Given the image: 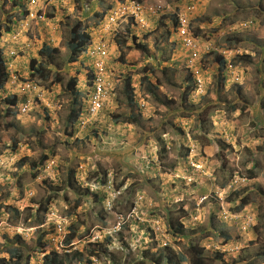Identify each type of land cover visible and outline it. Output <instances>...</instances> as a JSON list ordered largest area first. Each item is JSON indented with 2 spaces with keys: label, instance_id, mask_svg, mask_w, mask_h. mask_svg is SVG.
Listing matches in <instances>:
<instances>
[{
  "label": "rangeland",
  "instance_id": "rangeland-1",
  "mask_svg": "<svg viewBox=\"0 0 264 264\" xmlns=\"http://www.w3.org/2000/svg\"><path fill=\"white\" fill-rule=\"evenodd\" d=\"M186 1L150 0L162 6L163 14L151 19L150 30L145 35L142 31L136 35L145 37L152 55L146 56L141 51L131 49L132 41L124 40L128 38L124 33L119 38L124 41L123 46L114 41L117 48H114L112 57L118 54L117 51L126 52L133 64L132 68L136 69L137 78L144 66L156 65L163 60L158 68L157 96H146L145 106L141 110L139 104L132 107L131 113L139 115L131 126L124 123L128 119H122L121 112L128 109V104L118 98L110 104L115 112L109 114L105 123L101 122L107 129L105 134L98 136L91 132L86 136L80 132L76 140L69 136V142L64 143L65 120L69 112L68 95L57 100L60 107L50 105L53 118L49 116L48 120H38L35 112L14 115L15 109L6 107L3 94L0 93V264H3L1 259L7 261V249L17 243L15 234L22 238L19 239L24 246L25 256L33 255L40 246L38 241L43 242L46 235H52L53 222L67 211L61 205L64 199L60 198L61 193H57L59 189L56 184H64L62 182L69 179L79 165H82V171L78 180H91L92 171L104 173L106 169L116 175L114 180H110L114 185L124 179L123 190L114 199L115 212L118 216H128L134 207L140 210L137 217L141 218L143 226L139 227L134 221L127 220L121 232L114 235L121 236V240L113 245L108 243L110 252L103 254L104 242L96 246L88 244L96 243V235L90 229L95 225H103L97 217L100 216L98 211L103 210L100 206L89 210L90 205L87 208V203L83 201V211L78 213L74 223L77 235L72 241V256L69 257L73 263L78 260L73 255L75 250L81 252L83 261L90 251L94 253L96 250L98 258H91L94 264H157L158 254H164V251L174 255L184 253L189 242L198 244L208 253L220 254L221 257L216 256L217 259L209 264H238L236 261L241 258H250L251 254L257 252L264 253V113L257 106L258 101L264 102V0L200 1L199 12L194 14L196 16L191 20V27L200 42L201 53L211 46V51L203 54V60L212 84L196 100L190 96L186 98L189 86L181 84L187 72L182 66L183 56L177 44L170 40L172 37L160 43L161 36H165L164 22L168 18L172 19L173 13L182 8ZM8 12L0 5V22L6 19ZM245 20H252L253 27L242 29L236 35L225 33H228L226 29L230 24ZM89 23H93L91 19ZM58 34L59 31L55 33L56 38ZM32 35L23 38L34 43L30 47L31 55L35 54L36 47L42 42L41 38ZM67 38L68 32L65 31L60 39H54L51 44L62 49ZM221 47H240L249 53L247 60L243 56L241 61H238L239 57L234 61L238 68L235 74L238 79L234 76L224 80L220 74L217 76L216 63L218 65L219 59L216 58V51ZM27 57L24 56L25 65L20 63L16 66L20 78L25 75ZM62 58L63 53L58 57V72L60 78L64 77L66 81L72 72L71 69L66 72ZM55 79L52 75L46 82L51 83L53 95L59 91L55 87ZM65 81H61L60 85L65 86ZM110 124H114V127H110ZM122 126H125L124 138L120 137L118 131ZM36 128L38 131L32 135ZM108 128L114 129L113 132L108 133ZM121 139L125 142L120 151L114 146ZM18 141L20 145L8 149V144ZM193 143L196 154L192 159L186 156V152L187 145ZM42 153H52L50 159L54 160L53 170L49 169V173L46 172V164V167L33 164L40 162ZM194 160L203 162L201 170L210 167L213 179L203 181L202 171L198 172L192 166ZM142 167L148 168L140 173L138 168ZM234 175L250 178L246 179V186L239 187L245 189L239 194H218L217 186L227 183ZM252 176H257V179H251ZM75 186L78 187L76 182ZM186 190L189 195H182V202L189 207V212L184 215V236L180 237L174 235L175 232L172 234L170 226L174 224L170 221L181 211L168 212L167 216H163L160 210L166 206L164 200L169 194L180 198ZM65 194L70 197L73 190L68 189ZM201 194H207L208 198L197 205L192 197H198L199 200ZM241 195L251 201V211L256 214L255 225L246 229L240 228V218L235 216V213L244 210L235 208ZM48 196L50 198L47 200ZM52 211L55 215H52ZM151 216L158 218L152 221V218L149 219ZM149 221L150 224L159 221L162 231L168 227L171 235L164 237L169 242L167 246L158 243L159 239L155 241L144 229ZM84 230L89 231L85 233ZM218 230L225 231L232 239L224 242L217 235ZM52 247L56 249L53 244ZM258 261L264 264L263 258ZM30 262L41 263L36 257Z\"/></svg>",
  "mask_w": 264,
  "mask_h": 264
},
{
  "label": "clouds",
  "instance_id": "clouds-1",
  "mask_svg": "<svg viewBox=\"0 0 264 264\" xmlns=\"http://www.w3.org/2000/svg\"><path fill=\"white\" fill-rule=\"evenodd\" d=\"M105 1L106 0H0V5L9 10L6 19L0 22V26L12 27L11 32H3L2 36H0V46L4 47L3 54L6 58V64L11 71L8 81L0 87V93L3 94L2 99L6 104V107L15 109L13 110L14 115H28L35 112L38 116V120H48L49 116L53 118L51 112L52 109L49 108L50 105L60 107L61 104H58L57 100L64 95H68L69 112L67 117L71 111L74 113L78 111V117L73 122H69V124L66 125V128L64 129L65 136L69 137L66 132L73 130L77 124L81 130L76 133V136H78V133L83 132L82 130L85 125L90 126L91 129L96 131V134L100 136L107 132V129L103 127L102 123H105L106 120H108L110 117L109 114L115 112L110 107L112 102H115L118 98H122L128 104V109H123L121 112L123 113L122 119H128L124 123L131 126L134 124L137 115H139H133L131 113L132 107H136V105L139 104L141 110L142 107L145 106L146 96H157L159 87L158 68L163 60L158 61L156 65L144 66L139 73L141 75L137 78L135 75L136 69L132 68L133 64L130 63L126 52L117 51L118 54L115 57H112V52L114 48H117V44L119 46L124 45V41L119 39L120 35L124 33L128 36V38L125 37L124 40L130 39L132 41L130 46L131 49L141 51L146 56L152 55L150 54V47L146 43L145 37L139 38L136 34H138V31H142L143 35H145V33L150 30L149 23L151 22V19L157 16V14H163L162 6L157 3L153 4L150 0H108L106 3ZM200 1L201 0H187L182 8L180 7L178 11L173 13L172 19L168 18L167 21L164 22L166 26L165 36H161L162 40L160 42L163 44L165 39L167 41L172 37L170 40L172 42L175 41V44H177V47L183 56L181 58L182 66L185 67L187 72L181 80V84L189 86V91L186 92V98L190 96V98L194 100L200 98L201 93L205 92V90H207L212 84V80L208 77L207 68L205 67V62L203 60V54L211 51V46H207V51L201 53L200 42L197 36L194 35L191 27V20L196 16L194 14L199 12ZM104 4L106 5L104 6ZM90 19L93 22L91 24L89 23ZM253 25L252 20L239 21L232 23V25L230 24V26L228 25L229 27L226 29L228 33L224 32L229 35H231L230 33L236 35L242 29L251 28ZM219 26L220 25H218V27ZM81 28L88 31L91 38L88 44L84 46L83 50L80 51L75 61L69 62L67 42L71 32ZM57 31H59L58 38L55 37ZM65 31L68 32V38L65 40V45L61 47L62 49H59L57 45L51 44L54 39H60L62 33ZM27 32H30L33 34L32 36L39 37L42 40L41 45L36 47L35 54H33L32 57L38 58V50L43 43L59 49V52L53 54L54 58L52 57L50 60L46 55V61L48 64L47 69L49 70V77L47 79H42L38 76H30L31 70L29 69L28 57L32 50L30 47H33L34 43L23 40L24 37H29L31 35L27 34ZM114 41H116V45ZM157 46H159V44ZM33 50H35V48ZM62 53V61L65 62L66 72H68L69 69H71L72 72L66 81L64 77L60 78L58 72L60 68L58 57H60ZM244 54L249 55L248 52L242 51L240 47L230 49L221 47L218 49L216 51V58L219 59L218 65L216 63V69L218 72L217 76L220 74L224 80L226 78L232 79L234 76L238 79V76L235 75L238 72V68L234 61L235 59H238L237 57H239L238 61H241L243 56H247ZM25 55H28V64L27 66H24L26 68L24 70L25 75L20 78L15 70L17 64L22 63L25 65ZM19 57H21V59H18ZM15 59L18 60L14 62ZM52 75H54L55 78L59 77V80H54L55 87L59 89V91L55 90V95H53L51 83H46ZM61 81H65V86L60 85ZM71 82H74L72 84V90L69 87ZM75 90H77L76 98L74 93ZM13 94L16 95L18 101L15 104H10L7 102V97H11ZM254 103L255 102L251 105ZM263 105V101L260 100L257 102V106L259 110H262V113H264ZM110 127L113 128L114 124H110ZM112 128H108V133L113 132L114 129L112 130ZM123 128H125V126L118 128V131L121 133V138L126 137V132ZM37 131L38 128H36V131L31 134L34 135ZM208 133L210 134V131H208ZM124 142L125 141L121 139L118 142V145L114 147L121 151V146ZM18 145H20V141L10 143L8 144V149L11 150ZM51 154L52 153L49 154V157L44 164H39L38 162L37 165V167L47 166V173H49V169L53 170L52 166L54 160L50 159ZM194 154H196L195 144L187 145L186 156H191L193 159ZM192 166L196 168L198 172L202 171L203 181L205 179H213L210 167H206V170H201L203 167L202 161L194 160ZM146 168L142 167L138 169L140 170V173H143ZM81 171L82 165H79V167L74 169L71 174L72 183L75 185L76 182L78 185V187L74 186L76 189L75 191H85V194H79L80 196H86L80 200L79 204H73L75 202L73 200L74 197L71 198L70 196L66 199L65 196H63L66 195V190L71 189V186L67 184V178L65 179L66 186L63 184H56L60 187L57 193H61L60 198L64 199L63 204L61 205L67 208V211L65 214H60L56 219L62 223V232L64 230L62 241H53L55 236L62 234V232L60 233L57 229V221L53 222L52 230L54 231L53 233L51 232L52 235H46V237H44L45 241L42 243H44V245H49L48 251L55 250L58 253H70L73 246L72 241L75 237L68 245L65 244V240L69 237L70 225L74 226L76 216L83 211L81 210L83 201L87 203V208L90 205L88 208L89 210H95L100 206L105 213H107L106 210H110V202L114 201L115 197H118L123 190L124 179L114 185L110 180H114L116 175H114L113 171L109 169H106V172L104 173H100L97 170L92 171L93 178L91 180L87 179V181L77 179ZM256 177L257 176H252L251 179H257ZM174 178L182 177L174 176ZM247 178L249 177L238 178L234 175L227 183L218 185L216 191L221 195H230L233 193L239 194L241 190L245 189L239 187L247 185ZM194 184L196 183L194 182ZM101 188L103 189L104 197L96 199L95 193ZM192 189L195 190V186H193ZM178 195L180 194H177V196ZM182 195L185 197L186 195H189V193L186 190L184 194L180 195V198H174L173 194H169V197L165 196L166 198L164 202L166 203V206L160 211L163 216H167L168 212L173 213L174 211L178 212L183 209V212L176 213L174 219L178 218L179 222H181L180 224L184 226L183 220L189 212V207L182 202L184 199ZM201 195L202 197L199 198V200L198 197H192L197 205L208 198L207 194ZM238 198L239 200L236 203L235 208L238 210L239 205H242L239 209L241 210L244 208L243 211L245 212L242 211L240 213H235V216L240 218V228L246 229L248 226L255 225L256 214L251 211L252 205L250 200H247V202L243 204L242 201H244L245 195H241ZM248 205H250V207L247 208ZM255 207L257 208L258 206L255 205ZM139 212L140 210H135V208L132 207L131 213H129L128 216L119 215L117 221H121L120 228L124 227L127 220H131L132 223L134 221L139 227H142L141 218L137 217ZM51 213L52 215H55L53 211ZM150 218H152L153 221L156 220L158 216H151L149 219ZM150 223L151 222L149 221L144 229L148 230L155 241L159 239L157 241L158 243L162 242L164 246H167L169 242L166 241L164 237L165 235H171L168 232V227H166L165 231H162L158 225L159 221H155L153 224ZM170 228L172 229V234H174L173 227L170 226ZM105 230L106 228L104 225H95L90 229V231L94 232L96 235L94 239L96 243L94 244L101 245L104 242V236H102V234H107L108 232L117 233L120 229L115 230L113 227L109 228L107 231ZM88 231H86V233ZM217 235L222 237L224 242L232 239L231 235H228L225 231L218 230ZM14 236L20 235L15 234ZM50 240L52 242H50ZM120 240L121 238L114 237L113 241L110 243L113 245L114 242H119ZM51 243L56 249H53ZM59 245L61 248H59ZM68 246L70 247L68 248ZM40 252V249H37V251H35L36 254L33 253V255H31L28 260L29 264H31L30 260L34 259V257L41 262L43 253ZM179 253L181 252H178L177 254ZM257 253H254L253 255ZM40 254H42L41 257ZM90 256H93L91 258H98L97 256L95 257V254ZM258 259H256V262L259 264ZM163 263L167 264L166 262ZM183 263L189 264L187 260L183 261L181 264Z\"/></svg>",
  "mask_w": 264,
  "mask_h": 264
},
{
  "label": "trees",
  "instance_id": "trees-1",
  "mask_svg": "<svg viewBox=\"0 0 264 264\" xmlns=\"http://www.w3.org/2000/svg\"><path fill=\"white\" fill-rule=\"evenodd\" d=\"M3 28V29H2ZM12 31V27L11 26H0V36H2L3 32H11ZM91 38V35L88 31L84 30V29H79V30H75L72 31L69 37V40L67 42V48H68V61L69 62H73L75 61V59L77 58L78 54L80 53V51L83 50L84 46L86 44H88L89 40ZM140 44V43H138ZM140 46V45H138ZM3 49L4 47L0 46V87H2L9 79L10 77V68L8 67V65L6 64V58L3 54ZM59 49L57 47H52L50 45H47L45 43L42 44L41 48L38 50V58L36 57H32L31 53H29V69L31 70L30 72V76L31 77H35L38 76L39 78L42 79H47L49 77V70L47 69V61H46V55L48 56L49 60L52 59L53 54L58 53ZM247 56H244V60H247ZM16 71V70H15ZM55 80H59V77H56ZM74 83V82H73ZM72 82L69 84L70 89L72 90ZM70 90V91H71ZM75 93V98L77 95V90L74 91ZM18 99L16 97L15 94H13V96L11 97H7V102L10 104H15L17 103ZM263 109H264V105H263ZM78 111H76L75 113L73 111H71L68 115V117L65 120V124L68 125L69 122H73L77 117H78ZM260 114V113H259ZM81 129L79 128L78 124L74 127L73 130H71L70 132H66L69 136L73 137L75 140L77 138L76 133L78 131H80ZM84 132V134H86V136L90 135L91 132L93 134H96V131L92 130L90 126L85 125L84 129L82 130ZM68 138L65 137L64 139V143H68ZM54 153V152H52ZM49 155H46V153H42L40 154V162L39 164H44L45 161L48 159ZM33 164H37L38 163H33ZM45 183V181H44ZM47 183V182H46ZM50 183V182H49ZM64 183L63 185H69L71 186V189L73 190V194L71 195L73 198L74 197V201L75 203L79 204L80 200H82L84 197L86 196H80L79 194H85V191H75V185L72 183V179L71 177L68 179L67 178V184L65 182V180L62 182ZM51 184V183H50ZM56 188H60L59 186H57ZM95 193V192H94ZM65 196L66 199H68L69 197L67 195H63ZM104 197L103 194V189H99L96 191L95 193V198L96 199H100ZM50 198V196H48L47 200ZM243 204L247 202V199H244V201H242ZM113 207V209H112ZM242 205H239L238 209L241 208ZM116 209V205L114 201L110 202V210H106L107 213H105V211L103 210L102 212L99 210V214L100 216H97L98 219H100L101 222H103V225L105 226L107 231L109 228H113L115 227V225L117 224V220L119 219V216L116 214L115 212ZM119 210V209H118ZM184 210L181 209V212H183ZM171 224H174V232L175 235H179V236H183L184 232H183V227L182 225L179 223V219L175 218V219H171ZM69 229L71 230V234L69 235V237L65 240V244L68 245L71 243L72 239L77 235V227L70 225ZM122 227L120 228V230L117 232H121ZM54 230H52L51 232L53 233ZM48 232V231H47ZM46 232V233H47ZM83 232L86 233V231L84 230ZM116 233H112V232H108L107 234H102V236H104V244H106L103 247L102 253L107 254L108 252H110L109 249V244L111 241H113L114 239V235ZM121 237V236H118ZM20 236H16L17 239V243H14L11 247H9L7 249V253H8V259L7 261H5L4 259H1V262L3 264H29V258L31 257L30 254L25 256V249L24 246L22 245V241L19 239ZM39 242V247L38 249H40V253H43V257L41 260V264H94V262L91 260L90 255H93L96 253H93L92 251H90V255H87L85 258L86 260L83 261L82 258V254L81 252L78 253L77 250L74 251L73 255L74 258H77L78 260L75 261L73 263V260L71 258H69L70 256H72V254L68 253V252H63L62 254H59L57 251L55 250H50L48 251L49 245H44V243ZM103 242V241H102ZM101 243V241H100ZM88 244L96 246V244H92L90 242H88ZM70 246H68L69 248ZM186 255H185V254ZM184 253H179L174 255L173 253H170L169 251H164V254H158V257L156 259V263L157 264H161L163 262H166L167 264H181L183 261L187 260L189 262V264H209L211 263L213 260L217 259L216 256H220V254L218 253L217 255L208 253L203 247L197 245L196 243L193 242H189L187 244V248L186 251ZM36 254V253H35ZM96 257V255H95ZM263 258L264 260V254H255L252 255L250 258H241L239 260H237L236 262H238V264H258L256 262V259L258 258ZM237 264V263H236Z\"/></svg>",
  "mask_w": 264,
  "mask_h": 264
},
{
  "label": "built area",
  "instance_id": "built-area-1",
  "mask_svg": "<svg viewBox=\"0 0 264 264\" xmlns=\"http://www.w3.org/2000/svg\"><path fill=\"white\" fill-rule=\"evenodd\" d=\"M58 222V224H57V229H58V231L61 233L62 232V226H61V222H59V221H57ZM120 226H121V221H118L117 222V224L115 225V230H118V229H120ZM63 234H64V230H63V232H62V234L61 235H57V236H55L54 238H53V241L54 242H61L62 241V239H63Z\"/></svg>",
  "mask_w": 264,
  "mask_h": 264
}]
</instances>
